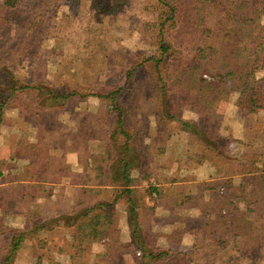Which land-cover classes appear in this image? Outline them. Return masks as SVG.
<instances>
[{
    "label": "rangeland",
    "instance_id": "1",
    "mask_svg": "<svg viewBox=\"0 0 264 264\" xmlns=\"http://www.w3.org/2000/svg\"><path fill=\"white\" fill-rule=\"evenodd\" d=\"M98 4L99 0H19L7 12L11 21L0 26V55L12 63L11 72L19 81L36 80L39 76V82H52L59 88L70 85L81 92L99 93L108 87L121 86L126 71L131 69L133 80L119 94L118 104L125 112L130 130L151 144L152 151L160 149L159 155L165 146L166 132L175 133L176 129L154 120L153 109L158 104L153 86L154 69L148 62L140 63L153 53V30L148 29L155 15L152 1L128 0L110 14L102 12ZM3 62L0 60V67ZM257 77L264 88V67ZM173 97L174 101L181 102L183 96L177 93ZM106 101L90 95L69 98L61 107L39 108L33 95L22 93L13 98L12 107L5 111L0 132L17 130L21 140L37 142V148L41 147L42 151L35 155L36 165L45 163L46 169L52 172L53 161L47 159L53 150L58 153L68 145L92 151L103 147V134L110 129L114 118ZM227 103L217 104L218 117L204 116L205 124L222 142H229L230 151L237 152L239 148L240 152L244 148L243 140L248 150L253 151V160L257 157L261 161L264 112L243 113ZM241 124L249 127V134L248 139L238 135L237 143L241 146H237L231 134H238ZM176 141L180 155L182 138L175 136V147ZM157 159L153 166L155 175L163 176L161 167L166 159L160 158L161 163ZM253 170L254 175L244 181L243 189L239 188L241 181L238 180L230 186L225 181L216 184L206 181L205 196H199L196 203L200 211L185 221L199 227L195 238V244L199 245L194 254L199 264H264V166L254 165ZM179 174L185 173L180 170ZM195 177L200 181L204 176ZM47 190L40 188L37 192L43 195ZM76 192L75 188L60 189L58 197L40 206L41 213L68 209ZM31 203L38 205L41 201ZM9 207L21 210L25 205L20 201ZM29 210L39 211L35 205ZM4 222L10 223L7 219ZM118 229L120 240L128 241L129 231L123 217ZM66 232L55 227L39 233V246L36 239L27 241L12 264H134L132 248L119 247L101 238L100 232L84 236L78 250Z\"/></svg>",
    "mask_w": 264,
    "mask_h": 264
},
{
    "label": "trees",
    "instance_id": "2",
    "mask_svg": "<svg viewBox=\"0 0 264 264\" xmlns=\"http://www.w3.org/2000/svg\"><path fill=\"white\" fill-rule=\"evenodd\" d=\"M18 1L0 0V26L11 21L7 12ZM127 1L99 0L98 7L110 14ZM151 1L155 15L148 29L153 30V53L140 63L148 62L154 69L153 86L158 102L153 109L154 120L176 129L172 135L181 137L190 146L191 161L195 164L204 160L212 162L224 175L244 172L246 165L240 167L244 156L235 158L234 153L230 154L229 142H222L203 117H218L217 104L227 100H232L243 113L264 112V88L257 77L264 67V0ZM6 58L0 55L4 61L0 67V127L13 98L22 93L33 95L39 108H57L69 98L96 95L101 100L108 99V111L114 118L110 129L103 134V147L90 152L85 160L80 186L68 209L44 213L21 210V225L11 226L4 224L11 204L0 198V264H12L27 241L36 239L38 245L39 233L55 227L67 231L70 243L77 250L89 232H100L101 238L119 247L132 248L134 264H199L194 257L199 244L181 249L182 228L165 232L152 223L156 208L146 202V197H168L172 212L193 198H187L180 186L164 187L149 181L151 177L158 178L153 166L160 149L152 151L151 144L130 130L125 112L118 104L119 94L133 80L131 69L126 71L121 86L108 87L99 93L81 92L70 85L59 88L52 82H39V76L36 80L19 81ZM177 93L183 96L181 102L174 101L173 95ZM170 136L167 131L165 137ZM41 151V147L37 148V155ZM40 166L46 167L45 163ZM36 177L40 182L47 179V176ZM144 181L148 185L142 189L140 185ZM168 181L177 180H161ZM225 182L231 185L230 179ZM243 183L240 182V189L244 188ZM22 199L21 196V202ZM122 217L129 231V240L124 242L118 229Z\"/></svg>",
    "mask_w": 264,
    "mask_h": 264
},
{
    "label": "crops",
    "instance_id": "3",
    "mask_svg": "<svg viewBox=\"0 0 264 264\" xmlns=\"http://www.w3.org/2000/svg\"><path fill=\"white\" fill-rule=\"evenodd\" d=\"M227 104L233 107L235 110L239 111V108L232 102V100H227ZM31 131V128L29 129ZM6 132H0V198L7 201L9 204H14L20 202L22 196V203L25 205V208L21 210L29 213V207L35 205V209L40 210V206L44 202H49L54 198L58 197V191L60 189H74L77 190V187L80 186V180L82 178V167L85 163V160L88 158L90 152L92 150H87L86 147L80 148L78 146H65L63 150H59L58 153L56 151H52L49 156L50 161H53V171L50 172L46 167L42 168L40 165H36L35 155L37 154L38 143L33 142L31 140H21L19 138V132L17 130H9L7 134ZM249 127H245L243 124L239 127V133L232 135L231 138L233 142L241 146V144L237 143L238 135H241V138L248 139ZM240 138V139H241ZM32 139V138H31ZM170 139L173 140V143L170 144ZM175 136L172 135L169 138L166 137L165 146H163V152L158 156L159 163H161L160 158H165L166 162L161 169H164L163 176H154L150 178V183L159 184L165 186H180L183 189L184 195L190 197V199L196 198L194 201H186L183 204L179 205L175 211L169 210V198L168 197H160L155 196L151 199L146 197V202H150L153 200V204L156 208V211L153 218V225L162 229L163 231H170L174 227H180L183 229L182 233V243L181 249L187 250L191 248L192 244H195V238L198 237V229L199 227L195 225L186 224L185 221L189 219L193 213H197L200 211L197 207V202L199 201V196H205L204 186H208L206 181H211V184H216V182H221L230 179L233 181H245L248 177L254 175L253 167L254 165L264 166V158L259 161L256 157L253 160V151L248 150L247 142H244V148H241L239 152V148L237 152H232L229 150L230 144L227 146V150L230 154L234 153L235 158L243 155L244 157L241 160L243 165L240 163V167L244 168V164L246 165L245 171L240 173H225L219 172L216 167H214V163L209 161H201L198 163H194L191 161L193 150L188 147V145L184 142L181 143V154L178 155V141H176V147L174 142ZM36 141V139H34ZM241 142V141H240ZM169 145V146H168ZM165 147V148H164ZM21 149V151H19ZM89 151V152H88ZM57 156V158H55ZM239 160V161H240ZM158 161V159H157ZM238 160L233 161L238 164ZM193 163V164H190ZM160 165V164H159ZM176 165V166H175ZM248 167V170H246ZM176 168L179 170L176 171ZM184 171V176L179 174V171ZM163 173V172H160ZM180 175V176H179ZM204 176L202 179H199L195 176ZM36 176H47L45 182H40ZM209 176V177H208ZM262 176H264V171L262 172ZM213 177V178H210ZM162 178H166L168 180L172 178H176L175 182H166L162 183ZM199 181V182H197ZM35 184L36 186L32 185ZM37 184H40L41 189H49L43 195L37 192ZM197 184V185H196ZM147 182H143L140 186H147ZM196 186V188H194ZM144 187V188H145ZM142 188V189H144ZM196 189V190H195ZM210 189V188H209ZM211 186V191H212ZM36 190V191H35ZM53 198V199H52ZM51 199V200H49ZM40 202L41 204H32L31 202L35 201ZM18 209L9 208V214L5 217L10 223V225H18L22 222V216L20 213L22 212ZM58 211V210H56ZM176 213V215H174ZM48 214V213H47ZM182 216V217H181ZM151 218V219H152Z\"/></svg>",
    "mask_w": 264,
    "mask_h": 264
}]
</instances>
